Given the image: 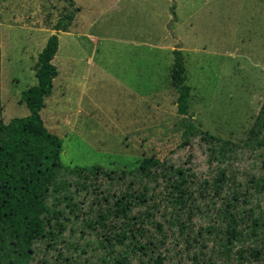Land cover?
I'll return each instance as SVG.
<instances>
[{
    "label": "rangeland",
    "instance_id": "374dc122",
    "mask_svg": "<svg viewBox=\"0 0 264 264\" xmlns=\"http://www.w3.org/2000/svg\"><path fill=\"white\" fill-rule=\"evenodd\" d=\"M72 1L0 0V124L29 115L23 93L58 33L59 75L41 114L63 144L61 167L47 148L31 163L19 155L33 175L9 180L21 252L0 240V264H264V144H248L264 106V0ZM73 8L72 33L54 30ZM176 49L192 89L187 115L171 78ZM144 158L158 163L140 169ZM227 210L242 227L232 244ZM126 223L150 251L125 256L126 245L110 244ZM249 246L263 254L240 256Z\"/></svg>",
    "mask_w": 264,
    "mask_h": 264
},
{
    "label": "trees",
    "instance_id": "16d2710c",
    "mask_svg": "<svg viewBox=\"0 0 264 264\" xmlns=\"http://www.w3.org/2000/svg\"><path fill=\"white\" fill-rule=\"evenodd\" d=\"M70 5L74 7V2L69 0ZM78 8H73L71 12H67L64 16H62L59 21L54 25V30L60 32H68L71 25L76 19ZM59 36L58 33L53 34L49 37L45 47L39 53L38 62H37V78L38 83L31 86L27 91L23 93V101L25 102L27 108L29 109V115L25 117H15L7 124H0V230L3 231V235L0 240L2 243L4 242L11 253L17 254L21 252L20 249H17L16 245L13 243L10 232L17 222L14 213L8 209L7 199L10 196L9 190V180L11 176H20V172H22V178L25 183L31 182L30 180L33 178L32 173L29 170V166L31 163V154L41 153L45 148L51 152L57 158V165L60 166V153L63 149L62 140L53 134L45 125V122L42 118L41 112L45 107V102L48 97H50L54 90V80L59 75V70L57 66L54 64V58L59 50ZM174 54V65L172 68L171 78L172 83L177 91V111L180 115H187L188 110L190 108V100H191V87L186 83V74H187V66L186 59L184 53L181 49H176L173 51ZM255 128L257 133H255ZM263 129V130H262ZM204 133L205 137H210L211 139H217L216 137L210 135L207 132L201 131ZM260 136L261 141L264 144V106L258 114L256 119V123L254 126V130H251L249 145H255L257 140L253 138V136ZM203 136V137H204ZM204 137V139H205ZM262 145V144H261ZM24 154L25 160H27V156L30 158V163L27 165L28 161L25 163H21L20 166L17 164V159L19 155ZM33 163V162H32ZM158 162L150 159L144 158L139 165L140 169L145 168L146 166L155 165ZM35 165V164H34ZM61 167V166H60ZM92 168L96 167V170L106 169L102 166H91ZM79 170H89L85 167H75ZM91 168V169H92ZM108 170V169H107ZM110 174H114L117 171H122L126 173L128 170L125 169H115L108 170ZM130 172V171H128ZM109 175V174H108ZM53 176V175H52ZM264 179H262L263 181ZM254 184L259 183V180L254 179ZM131 207L128 204L120 203L117 205L116 213L119 216L128 215V208ZM130 210V209H129ZM132 212V210H130ZM225 219H223L222 224L224 223L225 234L228 235V244H232V238H238L240 236L242 227L240 218H238L235 213L228 210L225 213ZM226 220V221H225ZM19 223V221H18ZM101 223V222H100ZM228 223V224H227ZM102 224H106L105 220L102 221ZM219 225V224H218ZM227 225V227H226ZM215 228H218L214 225ZM213 229L210 226V230ZM112 232H108L107 237L109 238L110 244L114 247V244H120L122 247H125V256H129V251H135L136 249L139 251L148 252L150 251L151 245L153 241L149 239V241L140 244H137L139 240L133 241L132 237H135L134 228L129 224H124V226L115 225V229H110ZM141 234L145 233L143 229H138ZM213 232L214 229H213ZM133 233V234H132ZM8 235V237H5ZM230 235V237H229ZM262 237L264 240V235H258ZM134 239V238H133ZM230 246V245H229ZM227 248H231V247ZM131 250H130V249ZM247 248H253L252 246L246 247L245 249L239 251L240 256H246L248 253ZM129 249V251H128ZM28 250V249H27ZM69 250V249H68ZM246 251V252H245ZM252 252H256L257 254H263V251L258 248H253ZM64 256V260L67 263L68 257L71 258L70 253L65 252L62 253ZM124 254V253H123ZM251 254V253H250ZM61 255V254H59ZM159 256V255H158ZM264 257V255H263ZM12 261V260H10ZM159 261V260H157ZM121 262V261H119ZM124 264H128V261H124ZM15 264V263H11ZM71 264V263H69Z\"/></svg>",
    "mask_w": 264,
    "mask_h": 264
},
{
    "label": "crops",
    "instance_id": "0c3cea01",
    "mask_svg": "<svg viewBox=\"0 0 264 264\" xmlns=\"http://www.w3.org/2000/svg\"><path fill=\"white\" fill-rule=\"evenodd\" d=\"M73 25V24H72ZM72 27V26H71ZM70 27V28H71ZM72 31V29H69V31L68 32H66V33H69L70 34V32ZM62 33H64V32H62ZM72 33V32H71ZM58 36H59V34H58ZM78 36V35H77ZM70 37H73V35H70ZM79 37V36H78ZM59 40H60V37H59ZM48 41V40H47ZM47 43V42H46ZM60 45V44H59ZM45 47V46H44ZM57 55V54H56ZM55 59V58H54ZM54 62V61H53ZM0 70H1V63H0ZM56 79V78H55ZM55 81V80H54ZM46 103V102H45ZM42 115V114H41Z\"/></svg>",
    "mask_w": 264,
    "mask_h": 264
}]
</instances>
